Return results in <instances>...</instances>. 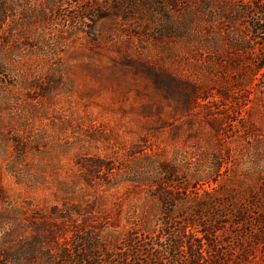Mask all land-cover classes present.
I'll use <instances>...</instances> for the list:
<instances>
[{"label":"rangeland","instance_id":"1","mask_svg":"<svg viewBox=\"0 0 264 264\" xmlns=\"http://www.w3.org/2000/svg\"><path fill=\"white\" fill-rule=\"evenodd\" d=\"M41 1L19 3L32 17L17 13L16 48L0 38L1 254L37 237L56 257L83 240L98 264H146L165 243L168 209L179 230L182 214L193 217L195 193L205 201L204 192L218 189L237 202L259 190L248 173L264 166V74L244 88L214 78L204 98L191 86L206 80L209 52L199 38L157 40L141 13L93 24L84 11L71 21L88 0H54L38 19ZM198 1L189 0L188 11L203 23L211 11L198 12ZM203 216L226 228L220 239L229 250L238 232L232 218ZM194 227L202 228L197 217ZM240 232L237 258L247 253L243 264H264V241ZM41 262L26 252L19 264Z\"/></svg>","mask_w":264,"mask_h":264},{"label":"trees","instance_id":"2","mask_svg":"<svg viewBox=\"0 0 264 264\" xmlns=\"http://www.w3.org/2000/svg\"><path fill=\"white\" fill-rule=\"evenodd\" d=\"M53 1L42 0L34 11L35 17L45 18L51 10ZM237 1L239 3L232 4L236 1L222 0L218 3L220 6H215L212 0H199L198 12L201 11V14L205 15L204 9L211 11L209 19L205 18L203 23L194 22L189 15V5L191 6L189 0H88L85 6L80 3L78 7L82 11L70 16L69 19L80 22L86 11L95 24L96 20L124 18V15L141 13L148 16L146 19L149 22H154L156 26L154 37L157 40L178 37L190 44L192 38H199L198 42L203 41L201 45L209 52L205 63L207 67L204 69L206 80L195 81L191 86L194 93L197 95L199 93L205 98L209 96L207 87L212 84L214 78L225 80L231 77L234 80V87L244 88L251 86L254 79L258 80L259 72L264 74V0ZM20 2L22 0H9L4 5L0 4V34L6 32V35L3 37L1 35L0 38L4 46L10 49L16 48L17 42L21 39L20 36H16V29L13 26L17 13L23 18L32 17L26 8L17 9ZM159 22L162 26H158ZM4 24L7 26L2 28ZM202 26L203 30L200 29ZM18 33L22 31L19 30ZM103 40L108 42L112 38L105 37ZM92 41L97 43V39ZM224 41H228L225 54L221 51ZM212 157L211 163L220 166L217 162L218 156ZM224 161L228 168L231 161L227 159ZM251 173H248V176L257 177L256 179L261 181V187L259 190L249 189L248 194L237 202H233L227 192H219L218 189L204 192L205 201H201L200 195L195 193L198 198L192 210L193 217L182 214L184 220L179 230L171 227L172 210L164 212L162 234L166 235L165 243L160 245V250L152 254L151 259L154 262L149 261L146 264H155L157 261H163L165 264H243L248 254L245 253V257L239 259L235 253L242 249L243 234L240 231L245 228L249 236L259 237L258 239L264 241V230H261L260 234L256 231L259 227L264 229V166ZM205 212L222 217L224 220H219L222 223H226V217L232 218L230 223L238 228L236 229L238 232L234 238L228 239L229 250H224L222 246L224 239L223 241L220 239L226 228L207 225L203 219ZM195 217L202 227L200 230L194 227ZM39 242L35 237L27 244L7 246L5 254H1L0 251V264H19L21 256L26 252L39 255L42 262L38 264H98L90 253L91 249L95 248L90 245L91 242L89 244L79 240L73 250L60 249L56 257L50 251L40 250ZM129 243L133 244V240L130 239Z\"/></svg>","mask_w":264,"mask_h":264}]
</instances>
